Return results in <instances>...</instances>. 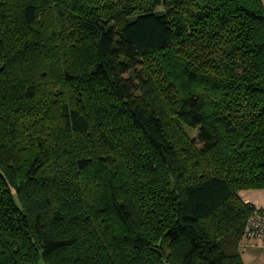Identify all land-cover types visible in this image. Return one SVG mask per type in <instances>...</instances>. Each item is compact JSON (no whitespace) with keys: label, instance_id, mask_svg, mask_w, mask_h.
Segmentation results:
<instances>
[{"label":"trees","instance_id":"1","mask_svg":"<svg viewBox=\"0 0 264 264\" xmlns=\"http://www.w3.org/2000/svg\"><path fill=\"white\" fill-rule=\"evenodd\" d=\"M264 189V0H0V264H245Z\"/></svg>","mask_w":264,"mask_h":264},{"label":"rangeland","instance_id":"2","mask_svg":"<svg viewBox=\"0 0 264 264\" xmlns=\"http://www.w3.org/2000/svg\"><path fill=\"white\" fill-rule=\"evenodd\" d=\"M264 206V193L259 196ZM240 246L245 264H264V239L244 237Z\"/></svg>","mask_w":264,"mask_h":264},{"label":"built area","instance_id":"3","mask_svg":"<svg viewBox=\"0 0 264 264\" xmlns=\"http://www.w3.org/2000/svg\"><path fill=\"white\" fill-rule=\"evenodd\" d=\"M248 202V201H246ZM245 236L248 238L264 239V212L255 210L245 228Z\"/></svg>","mask_w":264,"mask_h":264},{"label":"crops","instance_id":"4","mask_svg":"<svg viewBox=\"0 0 264 264\" xmlns=\"http://www.w3.org/2000/svg\"><path fill=\"white\" fill-rule=\"evenodd\" d=\"M262 193H264V189L246 190V191H242L240 193V195L245 202L248 201V202L254 204L257 208H264V206L262 205V202L259 198V196L262 195ZM242 241H244V239ZM242 241H241V244H242ZM241 244H240V246H241Z\"/></svg>","mask_w":264,"mask_h":264}]
</instances>
